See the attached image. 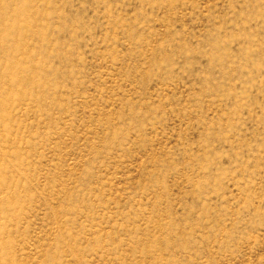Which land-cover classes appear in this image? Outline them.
Listing matches in <instances>:
<instances>
[{
    "label": "rangeland",
    "instance_id": "1",
    "mask_svg": "<svg viewBox=\"0 0 264 264\" xmlns=\"http://www.w3.org/2000/svg\"><path fill=\"white\" fill-rule=\"evenodd\" d=\"M0 264H264V0H0Z\"/></svg>",
    "mask_w": 264,
    "mask_h": 264
}]
</instances>
